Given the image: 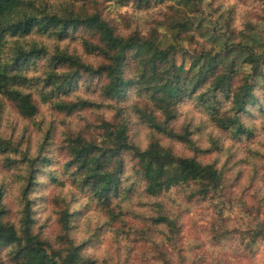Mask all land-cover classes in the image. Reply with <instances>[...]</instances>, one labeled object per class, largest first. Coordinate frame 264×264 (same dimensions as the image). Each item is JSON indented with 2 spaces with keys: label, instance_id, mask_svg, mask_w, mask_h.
Wrapping results in <instances>:
<instances>
[{
  "label": "trees",
  "instance_id": "16d2710c",
  "mask_svg": "<svg viewBox=\"0 0 264 264\" xmlns=\"http://www.w3.org/2000/svg\"><path fill=\"white\" fill-rule=\"evenodd\" d=\"M73 1L96 3L97 0ZM107 1H117L122 6L132 4L140 11L164 4L169 5L172 14H165L163 23L146 34L134 31L125 37L117 34L99 13L69 11L59 15L52 13L42 0H0V96L11 102L23 117L35 118L37 105L24 89L39 83L28 73L37 60L48 55V47L34 42L25 48L20 40L34 32L60 40L79 29L90 32L97 37V43L84 40V46L90 54L101 56L103 62L94 67L81 57L58 49L49 59L43 80L44 87L50 89L44 100L54 101L53 108L67 115L101 107L88 99L71 102L61 99L71 94L85 74L104 78L101 95L115 102L108 105L114 111L113 118L101 120L95 129L99 131L96 137L77 135L68 139V168L73 171L74 184L89 193L92 201L108 209L123 190L125 156L129 155L134 161L133 171L144 183L147 195L157 198L179 189L192 202L216 200L224 186V171L215 162L199 160L200 154L205 155L209 150L197 144L190 123L179 129L174 123L179 106L193 100L206 110L218 129L232 133L235 138L252 136L253 130L244 117L255 106L263 107L258 93L264 94V48L245 44L243 38L247 30L255 32L256 25L247 23L246 30L234 28L232 11L228 10L225 32L208 36L210 30L199 20L200 0ZM191 4L193 10L189 8ZM169 35L174 44L161 47ZM180 43L196 44L199 50L188 56L189 52ZM9 48L13 56L8 54ZM132 91L140 101L128 107L125 103ZM131 113L154 135L183 146L193 155L176 154L172 147L155 137L146 148L136 145L130 138ZM17 153L15 144L0 139V154L7 155V166L17 168L22 164L27 169L20 192L23 209L19 227L8 220L6 190L0 186V264L4 251L8 252L10 264H94L84 253L85 243L77 242L71 234L77 214L71 212L68 204L59 212L60 232L53 242L43 236L41 229H34L31 194L37 186L39 159H32L26 153L21 160L10 158ZM43 162L48 161L44 158ZM219 210V220L224 221L222 209ZM153 221L164 227L165 243L173 244L177 240L180 228L176 218L161 214ZM236 233L244 242L250 239L246 248L251 252L260 239L264 240L260 229L237 232L228 228L223 230L222 240H229Z\"/></svg>",
  "mask_w": 264,
  "mask_h": 264
},
{
  "label": "rangeland",
  "instance_id": "374dc122",
  "mask_svg": "<svg viewBox=\"0 0 264 264\" xmlns=\"http://www.w3.org/2000/svg\"><path fill=\"white\" fill-rule=\"evenodd\" d=\"M42 2L49 5L52 13L59 15L69 11L87 15L99 13L117 34L125 37L134 31L146 34L150 28L163 23L165 14H172L169 5L164 4H155L153 8L140 11L132 4L122 6L117 1L107 0H97L96 3L73 0ZM192 6L189 7L191 10L194 9ZM198 8L202 11L199 20L210 30L208 36L225 32L226 12L230 10L234 28L246 30L247 23L256 25L255 32H245L244 43L264 48V1L200 0ZM84 40L97 43V37L83 29L71 32L63 40L37 32L20 40L25 48L34 42L48 47V55L37 60L28 73L39 83L24 89L37 105L35 118L23 117L11 102L0 96V139L9 140L18 148V153L11 154L10 158L21 160L26 153L32 159H39L37 186L31 194L34 229H41L43 236L53 242L60 232L59 212L68 204L71 212L77 214L71 234L77 242L85 243L84 253L94 264H166L167 261L169 264H264V240L257 242L254 252L246 248L250 239L244 242L237 233L229 240H222L226 228L237 232L260 229L264 233V94L258 93L263 107L255 106L252 113L244 117L253 130L250 137L235 138L232 133L218 129L206 110L193 100L182 103L178 108L175 128L190 123L197 144L201 149L209 150L205 155L200 154L199 160L215 162L224 171V186L216 200L192 202L179 189L157 198L151 197L133 171L134 161L126 155L123 190L120 197L105 209L74 184L67 153L69 138L77 135L96 137L99 131L95 129L101 120L113 118L114 111L108 105L115 102L106 100L100 91L105 79L85 74L71 94L61 98L70 102L88 99L101 104L100 108L67 115L53 108L54 101L44 100L50 89L44 87L43 80L49 59L56 50L81 57L94 67L103 62L101 56L86 50ZM172 44L174 40L169 35L163 39L161 47ZM180 47L189 52L188 56L199 50L196 44L180 43ZM7 51L13 56L10 48ZM236 54L234 50L232 55ZM138 101L140 98L132 91L125 105L130 107ZM153 137L172 147L176 154L193 155L183 146L154 135L131 113V140L146 148ZM44 158L48 162H43ZM6 159L7 155L0 154V186L6 190L4 202L9 212L8 220L19 227L23 209L20 192L27 169L22 164L17 168L8 167ZM220 208L224 221L219 220ZM161 214L178 221L180 234L173 244L165 243L164 227L153 221ZM7 254V251L2 253L3 264H10Z\"/></svg>",
  "mask_w": 264,
  "mask_h": 264
}]
</instances>
